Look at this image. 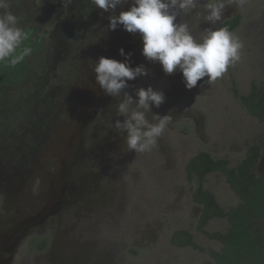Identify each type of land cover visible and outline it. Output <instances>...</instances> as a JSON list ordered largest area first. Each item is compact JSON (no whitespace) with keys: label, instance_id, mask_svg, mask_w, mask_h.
<instances>
[{"label":"flooded vegetation","instance_id":"flooded-vegetation-1","mask_svg":"<svg viewBox=\"0 0 264 264\" xmlns=\"http://www.w3.org/2000/svg\"><path fill=\"white\" fill-rule=\"evenodd\" d=\"M65 1L40 0L33 11L25 12L19 0H11V10L20 21H45L42 36L30 26L25 27L31 29L27 42L32 48L27 57L31 71L44 64L40 79L32 83V91L26 98L32 106L24 118L29 131L20 138L22 150L7 151L3 158L6 168L0 170V264H14L24 251L26 257L33 256L34 264H110V260L113 264H124V256L118 249V246L125 247L119 245L123 240L115 245L110 231L117 230L122 211L123 216L131 205L129 184L133 185L129 188L132 192L144 178V170L159 180H168L171 173H178L172 172L175 168L171 167L184 160L188 151L176 146L172 135L174 123L185 118L187 122L194 121L195 128L198 125L193 108H186L190 98L184 103L182 74L179 71L165 74L158 62L146 60L141 53L142 40L138 32L128 33L122 26L108 30V16L127 11L132 0L113 12H104L91 0ZM250 1L256 6L254 14L259 13L258 3L262 4L259 18L257 15L250 27L263 36L260 47H264V0ZM200 2L203 5L215 0ZM239 6L237 0H229L224 19L216 25L194 13L178 17L177 22H188L192 34L201 39L206 29L214 30L239 15L240 22L233 32L242 19ZM88 21L94 24L91 29L87 27ZM79 29L83 31L75 38L77 33L74 32ZM121 48L126 54H132L131 67L144 65L148 69L147 75L128 81L130 87L125 91L134 96L136 89L151 86L163 92L164 103L159 108L151 107L148 118L151 119L152 113L173 117L157 144L145 153L128 149L124 141L126 133L112 126L116 119H124L116 115L119 98L106 95L92 71L101 56L122 62L124 57L118 52ZM50 78H58L59 84H51ZM178 134L184 138L188 128ZM183 138L179 143L185 147ZM254 145L261 151L259 164L254 168L260 174L264 141L258 140ZM8 152L17 153L13 164L8 162ZM189 160L185 162V173ZM228 166L231 167L229 161ZM213 173L223 174L220 171L209 174ZM145 228L140 240L145 232L154 231L148 225ZM26 239L24 251L20 250ZM146 239L152 240L151 236Z\"/></svg>","mask_w":264,"mask_h":264},{"label":"rangeland","instance_id":"rangeland-1","mask_svg":"<svg viewBox=\"0 0 264 264\" xmlns=\"http://www.w3.org/2000/svg\"><path fill=\"white\" fill-rule=\"evenodd\" d=\"M19 1L23 5H20L21 9L31 12L40 0ZM239 7L242 19L233 33L243 44L241 59L234 66L229 67L228 71L215 82L209 83L205 77L190 90L186 89L183 83L184 103L190 98L188 104L192 107L187 105L186 108H193L198 125L195 128L192 123L194 121L190 118V122L182 118L174 123L172 135L176 146L179 150L188 151L184 160L177 161L175 166L171 167L175 168L172 172L178 171V173H171L172 179L170 175L168 180H159L157 177L149 176L144 170V178L135 185V190L132 192L129 188L133 185L129 184L128 192L133 198L131 205L123 216L122 211L117 230L110 231L114 235L115 245H118L119 240H123L119 245H125V247L118 246V249L120 255L124 256V264H215L207 252L193 247L177 248L170 243V237L176 229H185L193 234L200 246L208 249H221V242L210 238L208 234L224 233L228 229L227 219L209 220L204 228L206 233L198 229L201 208L192 198L195 183H191L186 177L185 162L200 150H205L215 158H226L230 166L235 167L250 145L256 144L258 140L264 141V120L259 121L251 116L234 92L236 90L247 94L253 82L259 84L264 81V47H260L262 44L260 38L263 36L258 34V30L250 27L257 19V15L259 18L262 4L258 3V14H254L256 6L250 0H245L244 5ZM44 24V20L24 19L20 21V26L24 25V28L30 26L31 29H35L38 36H42ZM93 26L91 21L87 22L89 29ZM80 31L83 29L74 32L77 33V35L74 34L75 38L80 35ZM34 58H37V55ZM42 65L32 69L27 83L20 84L18 88L6 87L0 91L2 94L0 99L1 171L6 168V162L3 160L5 153L9 150L20 152L22 150L20 138L26 131H29V124H26L27 119L24 120V118L28 116L32 102L29 105H23L18 102L22 99V94L20 98L13 95L17 90L22 91L26 96L32 91V83L40 79ZM57 73L60 74V71ZM51 80L50 78L51 84H59V81H56L58 78ZM186 127L188 134L183 138L178 133ZM182 138L185 147L179 143ZM187 146L191 148L187 149ZM7 155H9L8 162L12 164L15 158H18V156L15 157L17 153L11 155L8 152ZM148 158L150 159V156ZM262 164L263 168L264 161ZM161 173L165 175V171L162 170ZM203 186L215 195L217 202L224 210H229L239 202V198L231 190L221 173L207 175ZM146 225L154 231L149 234L145 232L143 240H140ZM148 236H151V241L146 239ZM27 241L28 239L21 244L20 250L24 251ZM24 252L16 257L14 264H34L33 256L26 257ZM109 262L113 264V260Z\"/></svg>","mask_w":264,"mask_h":264},{"label":"clouds","instance_id":"clouds-1","mask_svg":"<svg viewBox=\"0 0 264 264\" xmlns=\"http://www.w3.org/2000/svg\"><path fill=\"white\" fill-rule=\"evenodd\" d=\"M71 0H67L70 3ZM127 0H91L104 12H113ZM243 6L245 0H237ZM229 0H215L201 5L200 0H132L127 11L108 16V30L122 26L128 33L141 34V53L148 61L158 62L165 74L174 71L182 74L186 89L197 86L198 81L207 78L215 82L241 59L243 44L227 26L208 28L201 39L192 34L188 22H177L180 16L189 14L202 16L211 25L224 19ZM31 29L20 26V17L11 10V0H0V63L15 68L32 53L27 42ZM124 60L99 57L92 71L99 87L108 96L119 98L113 127L126 133L125 145L135 153L152 150L158 139L173 122L171 115L152 113L151 107L159 108L164 103L163 92L151 86L135 90L134 96L128 91V81L148 74L144 65L131 67V53L118 50Z\"/></svg>","mask_w":264,"mask_h":264},{"label":"trees","instance_id":"trees-1","mask_svg":"<svg viewBox=\"0 0 264 264\" xmlns=\"http://www.w3.org/2000/svg\"><path fill=\"white\" fill-rule=\"evenodd\" d=\"M239 22L238 15L220 27L227 26L232 31ZM30 75L31 64L27 57L15 68L0 63V91L6 87H20V84L29 81ZM234 92L251 116L264 120V81L259 84L253 82L247 94L236 90ZM21 94L22 99L18 102L28 105L27 96L22 91L17 90L13 96L20 98ZM1 97L0 93V99ZM260 155V147L252 145L236 167H229L226 159H215L207 151H199L190 158L186 174L189 181L195 183L193 199L202 206L198 229L206 233L204 228L213 218H226L228 229L224 233L208 234L210 238L221 242L220 250L201 247L193 234L185 229H177L172 234L173 245L207 250L217 264H264V172L257 174L254 171ZM215 171L224 174L229 187L239 198L237 205L229 210H224L215 195L203 186L207 175Z\"/></svg>","mask_w":264,"mask_h":264},{"label":"water","instance_id":"water-1","mask_svg":"<svg viewBox=\"0 0 264 264\" xmlns=\"http://www.w3.org/2000/svg\"><path fill=\"white\" fill-rule=\"evenodd\" d=\"M260 163H261V162H260ZM258 164H259V163H258ZM262 172H264V166H263ZM262 172H261V173H262Z\"/></svg>","mask_w":264,"mask_h":264}]
</instances>
